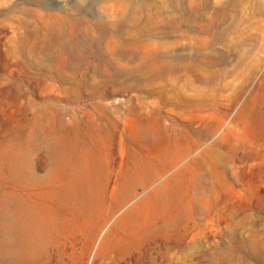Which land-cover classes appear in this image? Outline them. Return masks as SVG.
<instances>
[{
	"label": "rangeland",
	"instance_id": "374dc122",
	"mask_svg": "<svg viewBox=\"0 0 264 264\" xmlns=\"http://www.w3.org/2000/svg\"><path fill=\"white\" fill-rule=\"evenodd\" d=\"M19 201L34 264H264V0H0V231Z\"/></svg>",
	"mask_w": 264,
	"mask_h": 264
},
{
	"label": "bare ground",
	"instance_id": "6f19581e",
	"mask_svg": "<svg viewBox=\"0 0 264 264\" xmlns=\"http://www.w3.org/2000/svg\"><path fill=\"white\" fill-rule=\"evenodd\" d=\"M62 162L63 159L59 154H56L54 170H57L62 165ZM24 163L22 161L16 170L17 178L22 181L25 180L24 177L30 178L28 176L30 174L27 173ZM100 191L99 187L95 189L90 186H82L65 191V194L71 195L74 192L81 194V197L89 207L91 203V206H94L90 195L96 194L99 198ZM131 213L132 211L128 212L127 216H130ZM34 219L33 213L19 201L16 204V215L10 221L5 222L0 231V264H34L35 253L40 250L42 239L41 230L36 225ZM124 219L126 218H123L121 221H124ZM103 226L104 224L97 223L90 232L87 244L90 255L98 243ZM108 243L107 239L102 240L101 248L107 247Z\"/></svg>",
	"mask_w": 264,
	"mask_h": 264
}]
</instances>
